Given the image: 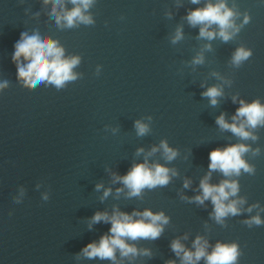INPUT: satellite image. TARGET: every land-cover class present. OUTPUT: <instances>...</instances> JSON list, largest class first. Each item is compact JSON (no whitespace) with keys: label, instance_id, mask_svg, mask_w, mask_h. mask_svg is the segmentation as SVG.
I'll use <instances>...</instances> for the list:
<instances>
[{"label":"water","instance_id":"water-1","mask_svg":"<svg viewBox=\"0 0 264 264\" xmlns=\"http://www.w3.org/2000/svg\"><path fill=\"white\" fill-rule=\"evenodd\" d=\"M227 2L241 14L237 24L244 13L251 19L225 43L199 38V26L185 19L206 0H95L88 10L95 23L73 28L57 26L44 0H0V83L8 82L0 92V264H113L81 252L111 227L103 221L89 227L91 217L113 209H150L169 218L158 239L129 242L150 256L130 260L117 253L118 264H181L171 242L179 238L192 249L197 236L209 242V251L217 241H236L242 251L237 264H264V225L243 223L257 214L264 220V127L251 130L257 140L243 141L216 124L221 113L231 123L241 99L264 104V0ZM177 28L183 38L173 44ZM33 31L59 41L65 56L81 58L73 69L76 81L59 90L46 83L22 86L12 55L21 32ZM240 45L253 55L236 68L231 58ZM197 54L204 63L193 65ZM213 85L223 90L215 106L201 95ZM136 120L149 124L150 132L138 136ZM161 140L177 150L175 159L165 160L162 149L149 155ZM236 143L260 154L245 155L254 174L229 178L240 186L230 199L245 198L241 214L218 223L210 199L199 204L191 198L201 194L209 152ZM146 159L170 169L171 179L130 197L114 174L123 176ZM223 179L213 171L209 183ZM97 184L103 187L97 190ZM106 189L111 192L102 199Z\"/></svg>","mask_w":264,"mask_h":264},{"label":"clouds","instance_id":"clouds-1","mask_svg":"<svg viewBox=\"0 0 264 264\" xmlns=\"http://www.w3.org/2000/svg\"><path fill=\"white\" fill-rule=\"evenodd\" d=\"M95 0H44V4L51 3V14L55 17L57 26L73 28L79 24L93 25L95 21L88 12ZM71 4L70 9L66 4ZM193 4H199L200 0H191ZM240 12L233 7H229L227 0H206L202 7H197L188 11L185 19L192 27L199 26V38L211 41L220 38L227 43L236 38L242 28L250 22V15L243 14V20L240 24L236 19ZM215 26V27H213ZM183 38L181 28H177L172 43L175 44ZM15 51L12 55V62L16 65L17 80L22 82V86L27 89H35L38 85L47 84L54 86L55 89H63L69 82L78 79V74L73 71L77 67L81 58L79 56H65V49L59 41L47 36H41L38 31H33L31 35L27 32H21L19 40L14 45ZM205 48H211V45H205ZM253 55L252 49L243 45L237 47L232 54L231 64L239 68ZM193 65L204 63L202 54H197L191 61ZM8 87V82L0 83V92ZM202 96L207 97L212 106L218 103V97L223 95L222 87L213 85L204 91ZM233 97V102H236ZM240 106L236 109L232 122L225 119V114L221 113L216 117V124L221 130L230 131L240 140H257L258 137L253 131L258 127H264V104L259 99L251 102L239 100ZM152 117H148L151 121ZM135 128L138 136H144L150 132L149 124L142 120L135 121ZM162 149L165 160L171 161L176 158L178 152L169 147L167 140H161L158 147L151 149L155 153ZM137 152H143V149H137ZM253 157L260 154V149H252L245 143L229 144L223 148H214L209 152V173L201 179L199 187L201 194L191 198L199 204L205 200H211L213 212L211 215L218 223H223L224 218L237 216L241 214L240 205L245 203V198L230 199L237 197L240 190L239 182L229 179L233 176L239 177L243 173L254 174L255 166L250 164L245 155L250 153ZM219 171L223 174V179L219 184L209 183L211 172ZM170 169L159 164H149L147 159L143 163L134 164L131 169L123 176L115 175V180L120 181L129 191L128 195L140 196L142 190L154 189L157 186H166L171 177ZM176 173L172 171V175ZM189 181L185 180V187L189 186ZM102 184H97L96 189L100 190ZM22 194H23V190ZM122 189H117L119 193ZM111 189L104 191L103 198H106ZM44 201L49 199L46 193L42 196ZM16 204L21 200L14 198ZM259 207V204L251 205L247 211L251 212L253 208ZM136 217V218H134ZM110 223L111 227L108 233L102 235L99 241L88 243L81 250L83 256L87 259H100L112 261L118 264L117 253L121 258L130 260L138 255L150 256L148 249H138L133 243L140 239L156 240L163 230L164 225L168 224L169 218L163 212L153 213L150 209L143 212L133 211L132 213L122 212L119 209H113L112 213L97 211L91 217V224L99 222ZM248 227L264 225V220L257 214L243 221ZM172 251L181 259V264H198L204 260L205 264H237L242 251L238 242L224 243L217 241L211 246L209 251V242L201 236H197L193 241L192 249L185 247L179 238L171 242ZM166 264H176L174 260H168Z\"/></svg>","mask_w":264,"mask_h":264}]
</instances>
